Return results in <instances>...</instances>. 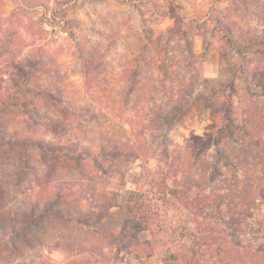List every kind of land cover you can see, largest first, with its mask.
<instances>
[{"label":"rangeland","instance_id":"rangeland-1","mask_svg":"<svg viewBox=\"0 0 264 264\" xmlns=\"http://www.w3.org/2000/svg\"><path fill=\"white\" fill-rule=\"evenodd\" d=\"M144 86L147 94L136 96L133 89ZM180 89L189 94L175 121L146 130L150 114L169 110ZM38 92L52 97L44 96L49 112L36 118L51 125L52 117L61 119L62 128L27 121L23 113L32 111L20 105L40 98ZM57 96L75 104L72 122L51 112ZM106 126L137 133L147 150H162L163 141L170 149L187 142L201 149L191 140L199 136L207 142L208 186L231 179L245 162L263 185L264 0H0V264H185V252L192 264H264V257L241 260L235 251L262 252L264 228H246L244 235L231 225L187 228L189 217L147 192L141 159L105 155L102 171L89 175L86 168L81 179L82 158L91 165L96 144L109 149L99 134ZM37 141L59 144L69 157L42 153ZM148 165L154 168L155 160ZM139 189L154 218L138 235L137 246L155 250L147 258L132 252L135 238L119 232L129 195ZM101 191L114 194L116 216L91 213ZM60 202L90 225L48 210ZM255 220L264 227V210Z\"/></svg>","mask_w":264,"mask_h":264},{"label":"trees","instance_id":"trees-1","mask_svg":"<svg viewBox=\"0 0 264 264\" xmlns=\"http://www.w3.org/2000/svg\"><path fill=\"white\" fill-rule=\"evenodd\" d=\"M230 35H232V33L227 29L226 36L228 39H231ZM21 73L24 75L26 74L22 70ZM27 75L35 77L32 71L27 72ZM14 86L18 88L19 84L15 83ZM149 90L150 89L146 86L133 89L136 96L147 94ZM27 91L30 92L32 89L28 88ZM50 92L53 93V91ZM166 92L172 93L169 88L166 89ZM51 93L38 92V97L40 98L32 100L30 104H22L20 107L24 106L25 108L31 109V113H23L28 122L37 126H47L50 129H60V127L62 128L63 126V121L61 119L58 120L52 117L54 119H51V122H53L54 125L37 119L46 111L49 112L47 108L48 105L44 101V96L52 97ZM188 94L189 90L180 89L179 92L175 94L177 97L176 104L171 105L169 110H164L161 106L158 112L150 114L153 118H148V124L145 126V129H163V123H166L168 126L169 122L171 124V122L175 121V115H177L175 111H181L183 107H186L183 103H185V96ZM53 99L56 101L54 104L55 109L51 110V112L63 113L62 119H67L72 122L71 119L73 115L69 112L74 108L73 106H75V104L71 102V100H64L61 96H57ZM12 105L16 106L18 104L14 103ZM58 107L60 110L56 109ZM162 120L165 122H162ZM128 125L136 132L135 124L129 122ZM104 129H106V131H104ZM104 129L100 130L99 134H106V139L104 137L102 139L106 140L109 149L105 151L102 145L96 144V147L101 151L99 150L96 152L93 158V164L91 165L86 161L88 157L83 156L84 158L82 159L84 162H80L81 164L79 167L82 171L81 179H84L87 175L86 168L88 169L89 175L96 171L99 172L101 169L100 167H102L106 161L103 159L105 155H107V158L113 159L112 161L119 162L124 160L129 161L133 158L141 159L143 162L144 183L149 186L147 192L155 196L158 195L156 200H162V206L166 205V208L167 206L174 207L180 213H184L185 216L189 217L188 223H191L193 226L187 228H221L223 225V228H226L228 225H231L233 228H240L243 235L248 231L246 228H264L262 227V221L259 223L260 226L257 227L258 223L255 220L257 211L262 213L264 210L262 209L264 208V184L256 183V180L252 177V168H250L251 166L249 167V162H245L247 166L246 164H239L236 168V174H234L231 179L224 176L218 179L213 185L211 184V186H208L209 179L207 175L209 171L206 167V152L203 147L207 142L203 141V138L199 136H193L191 138L196 144L202 145L201 149H196L195 147L193 149L190 142H187L183 148L170 149L169 145L163 141L162 150L159 149L157 151L147 150L146 141L143 143L142 140L136 137L137 133H129L128 129H122L123 134H119L115 129L113 132H108V126ZM143 133H145V131H143ZM145 134H143L144 137ZM2 139H4V137H2ZM89 143L92 145V141H89ZM7 145L11 146L12 143L8 142ZM214 145H218V140L215 139ZM33 146H36L42 153L65 154V156L69 157L65 149H62V146L59 144L50 148L49 143L37 141L34 142ZM150 159L156 162L154 168L148 165ZM45 161L46 158L45 160L43 159V162L46 164L47 161ZM60 162V158H57L56 164H60ZM217 167H215L214 170L220 171ZM103 173L106 174V171L103 170ZM98 178L101 179L102 176H98ZM144 193L145 192L141 189L130 193L126 204V214L124 215L125 221L123 225L125 227L119 230V232L122 231L121 234L124 238L133 237L136 239L131 249L139 258L151 257L155 251L154 248H151L152 250H147L149 246H137L139 233L144 230H149L154 223L153 214H150V211L152 213V209L149 210L148 204L144 199ZM112 194L113 193L109 191H101L98 198L90 204L89 209L91 213L97 215V217H101L102 215H108L109 217L111 215L116 216L117 213H112L111 210L115 205L113 202L114 194ZM61 198H63V203L66 206L71 205L68 202V195L66 196L64 193L61 195ZM84 199L85 198L81 197L82 201H84ZM85 203L82 202V206L88 207V204ZM62 205L63 204L60 202L59 206H51L48 210L52 208L51 212L56 211V215L61 216L69 222L75 221L82 225V227L90 225L87 224V221H79L74 210ZM160 205L161 204H158L157 210L160 209ZM160 211L165 212V209L162 208ZM215 217L220 220L217 221L214 219ZM160 221H162V218H160ZM113 229L114 230L107 233L103 232L101 234L102 239H104L103 236H113L115 231H117L116 228ZM262 237L264 239V235ZM183 246L187 248L188 245L184 244ZM249 248L242 246V248L235 250L239 254L241 260L247 257L255 259H262L264 257V249L260 252V249L255 248L250 252L247 251ZM193 251L198 253L201 250L193 247ZM80 255H82V253ZM183 258L185 264H192V257H189L188 252L183 254Z\"/></svg>","mask_w":264,"mask_h":264}]
</instances>
